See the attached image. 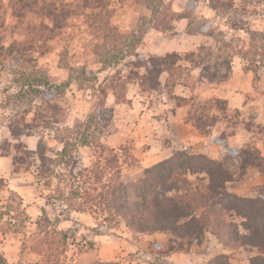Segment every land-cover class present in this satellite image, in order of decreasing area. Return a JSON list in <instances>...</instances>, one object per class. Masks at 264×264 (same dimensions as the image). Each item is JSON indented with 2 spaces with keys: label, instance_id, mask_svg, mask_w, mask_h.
Wrapping results in <instances>:
<instances>
[{
  "label": "rangeland",
  "instance_id": "374dc122",
  "mask_svg": "<svg viewBox=\"0 0 264 264\" xmlns=\"http://www.w3.org/2000/svg\"><path fill=\"white\" fill-rule=\"evenodd\" d=\"M13 1L16 0H0V6L3 7L0 17L6 23L0 30L1 44L6 49L12 44L16 46V50L20 49L12 56L2 51L0 56V216L12 193L22 196L24 204L28 206L32 222L28 224V237L29 233L36 231L35 223L44 202L35 189L33 176L14 174L12 157L4 156L3 153L10 149L5 145L7 140L15 143L10 132L13 119L30 107L28 104L20 106L21 104L16 103L14 98L21 89L26 91L27 88H23V84L29 81V78L47 75L53 89L44 91L51 94L53 104L62 108L59 117L62 123L51 125L50 129H39L38 136L23 137L22 140L29 149L35 150L42 137L45 140L47 154L54 157L62 149L54 139L55 129L81 127L82 131H85L91 127L93 132L96 128V133L100 132L101 142L115 149L122 157V178L127 183L142 179L145 170L148 169L139 167L140 161L132 156L133 149L137 145L168 142L171 134L162 129L165 128V123L161 117L165 115V111L177 107L180 102L170 96L174 92L171 86L173 81H176L175 85L183 84L190 88L194 93L190 98L197 102H200L196 96L199 95L201 88L204 89L208 85L209 90H219L225 96H231L235 91H246L250 100H255V97L264 95V85L261 84L262 77L264 79V0H232V7L226 9L220 8L221 6L215 9L218 5L209 0H164V9L157 15L146 10L141 0H112L105 12V18L111 22L114 36L113 32L112 36L109 32L110 37L106 42L103 36L106 33L96 32L98 25L95 26L91 20L92 15L97 13L100 15L102 12L84 8L86 0H63L64 8L73 11L74 15L55 24L42 16L39 9L27 13L24 18L15 17V11L11 9ZM184 16L189 17V20L179 18ZM43 24L51 31L41 27ZM157 26L160 31L155 29ZM201 26L208 31L204 28L206 31L204 35L198 34L197 40L188 42L189 31L197 30ZM29 30L38 31L39 35L43 36L42 40H33ZM173 50L179 51L178 54L187 60L210 62L202 65L205 68L194 76L192 72L195 66L183 62L178 66L176 78L171 82L170 76L165 73L167 78L162 77L161 87L156 92L141 88L137 73L143 75L144 69H134L130 62L142 63L143 60L157 56L158 53L162 54L158 56H164L166 54L163 53ZM193 52H197V55ZM111 60L112 63L109 62ZM37 72L39 74L36 75ZM205 79L208 82H203ZM196 87L198 89L195 93ZM128 93L140 95L139 103L134 108L130 105ZM41 102L37 100L35 105H40ZM211 102L209 107L215 104ZM163 103L170 107L164 108L161 106ZM260 104L264 105L261 101L255 104L247 102L245 105H249V108L247 111L241 110L243 113L241 117L252 122L251 125L248 123L243 126L253 133H250L251 140H248V143L259 149L264 156V134H259V129L264 131V108ZM214 110L212 112L217 113V109ZM34 114V111L28 113V122H31ZM217 114L221 122L214 129L216 138L211 140L210 144L221 151L229 145L228 140L234 136L230 135L238 118L232 113L218 111ZM239 132L248 131L243 129ZM239 139L237 142L241 145ZM227 153L226 149L219 159ZM77 158L80 169L90 166L94 161L92 149H81L77 153ZM136 167L142 170V174L138 180H133L129 176L130 170ZM259 175H256L258 179H255V176H248L238 181L239 186L237 183L234 185L237 186V194L240 193L238 195L242 197H256L260 186L264 184V176L260 172ZM233 220L238 224L242 223L239 218ZM57 228L58 231L68 232L70 236L67 248L59 250L60 264H94L99 261L141 264L140 260L143 259L141 250L135 247L133 250L125 248L126 243L123 240L127 238L124 234L130 230L123 223L108 230L92 215L72 214L70 220L60 223ZM241 231L243 232L242 229ZM99 234L102 235L98 236ZM27 236L25 238L24 234L0 233V251L9 264H46L44 257L33 253L31 244L23 245L28 241ZM101 236L108 242H102ZM139 236L133 233L131 242L136 241L138 245ZM225 240V237L219 240L209 234L201 250L206 251L212 247L213 262L218 255H227L229 260L224 259V264H227V261L230 264H249L251 257L262 255L256 249L229 248L222 243ZM90 243H94L93 249H90ZM118 243L120 261L112 260L110 253L108 259L99 258L102 245L108 244L112 250H116L115 245ZM168 244L169 241L161 249L157 244H151L148 250L144 249L146 254L144 256L155 251L165 254ZM144 259L150 264H160L162 257L152 255L151 261Z\"/></svg>",
  "mask_w": 264,
  "mask_h": 264
},
{
  "label": "trees",
  "instance_id": "16d2710c",
  "mask_svg": "<svg viewBox=\"0 0 264 264\" xmlns=\"http://www.w3.org/2000/svg\"><path fill=\"white\" fill-rule=\"evenodd\" d=\"M111 1L84 2V8L102 12L100 15L98 13L92 15L91 20L95 26L98 25L96 32L107 34L103 35L105 42L110 37L109 32L110 34L113 32L114 36V28L105 18ZM209 2L218 5L213 6L215 9L219 6L223 9L231 8L233 5L232 0ZM141 3L146 10L156 15L164 9V0H141ZM64 4L63 0H16L13 1L11 9L15 11L17 18H24L27 13L39 9L42 16L55 24L74 15L73 11L64 8ZM70 7L71 5L68 8ZM2 8L1 5L0 11ZM179 18L189 20L186 16ZM1 20L3 19L0 17V30L6 25L5 21ZM41 27L51 31L45 24ZM204 28L201 26L197 30L189 31V34L204 35V32L208 31L206 28L204 31ZM155 29L160 31L158 26ZM29 34L33 36V40L40 41L43 38L35 30H29ZM1 41L0 35V56L2 51L12 56L20 50H16L13 44L6 49ZM193 54L197 55V52ZM183 57L178 53H169L149 57L142 63L131 61L130 65L134 69H144L143 75L137 73L141 88L156 92L161 87L162 75L167 73L171 82L176 78L175 72L181 63L201 67L210 62L209 60L194 62ZM109 62L112 63V60ZM173 82L172 87L176 84V81ZM23 88H27L26 91L21 89L20 93L14 96L15 101L21 104L20 106L28 104L30 107L13 119L10 132L15 143L7 140L5 145L10 149L3 154L12 157L14 174L33 176L35 189L44 203L39 209L40 215L35 223L36 231L29 233L28 237V224L32 223L28 206L24 204L22 196L12 193L13 195L7 199L8 203L2 208L0 233L24 234L25 238L28 237L24 246L31 244L33 253L44 257L46 264H60L59 250L67 248L70 236L68 232L58 231L57 226L70 220L72 214H88L94 216V219L108 230L123 223L137 235L157 233L169 235L168 249L165 253L190 252L194 247H201L207 235L211 234L219 240L225 237L226 240L222 243L229 248L258 250L262 255L251 257L249 264H264V184L260 186L256 197H242L234 191V185L243 180L248 170H258L264 176V156L259 149L252 147L251 143L234 149L226 145L228 153L222 159L177 150L169 159L146 169L142 179L127 183L122 178V157L115 149L101 142L100 132L96 133V128L93 132L91 127L85 131H82L81 127L55 129L54 139L62 149L54 157L47 154L45 140L42 137L35 150L29 149L23 142V137L38 136L39 129H50L51 125L62 123L59 120L62 108L53 104L51 94L46 92L50 88L53 89L47 75L29 78V81L23 84ZM170 96H173L175 101H180L177 107H189L187 122L202 135H211L221 122L218 111L235 114L240 120L233 125L230 136L243 129L252 132L243 127L248 123L251 125L252 122L241 117L243 115L241 110L229 108L223 99L211 100L215 104L209 107L211 101L197 102L195 99H185L173 93ZM37 100L42 101L40 105H35ZM215 108L217 113L212 112ZM33 111L35 114L31 122H28L27 115ZM259 134H264V131L259 129ZM83 148L92 149L94 161L90 166L80 169L77 153ZM236 218L241 219L242 223H236L233 220ZM100 235L102 234L98 236ZM89 247L93 249L94 243H90ZM224 259L229 260L227 255H218L210 264H224ZM0 264H9L2 251ZM94 264L120 263L99 261ZM227 264H230L229 261Z\"/></svg>",
  "mask_w": 264,
  "mask_h": 264
},
{
  "label": "crops",
  "instance_id": "0c3cea01",
  "mask_svg": "<svg viewBox=\"0 0 264 264\" xmlns=\"http://www.w3.org/2000/svg\"><path fill=\"white\" fill-rule=\"evenodd\" d=\"M199 35H190L189 36V41H195L197 40ZM162 38V37H160ZM194 44V43H193ZM173 52H179L177 50L173 51H168L164 54L167 53H173ZM158 55H162L158 53ZM195 70H193L192 74H196L199 70L205 68V67H194ZM244 74V72H243ZM167 75V74H166ZM165 74L162 75L164 77ZM162 77H161V82H162ZM167 78V76H165ZM208 80H203V82ZM203 82L201 81V84L203 85ZM261 84L264 85V79L262 77L261 79ZM262 85V86H263ZM175 87V88H174ZM173 87V94L178 97H182L185 99H191L190 96H192L194 93L190 90V88L184 86L183 84L180 85H175ZM139 89V88H137ZM195 93L197 91V87L195 88ZM202 90L200 91L199 95L196 96V99L201 101V102H207L211 101L214 99V97L223 99L227 102L229 108L233 110H244L247 111L249 108V105L246 106L245 104L248 103H258V101H261L264 104V95L261 94L257 97H255V100H250V96L248 93L245 91H235L233 95L231 96H225L223 92L219 90H209V85L206 88H201ZM208 89V90H206ZM229 93V92H228ZM138 98H140V95H134L133 93H128V99L130 101V105L134 108L137 106L139 103ZM248 98V101H247ZM261 98V99H260ZM255 101V102H254ZM166 103L161 104L163 105L164 108L170 107L169 105H165ZM261 106L264 105L260 104ZM125 107V106H121ZM131 108V109H133ZM172 108V107H171ZM132 111V110H131ZM188 112H189V107L188 106H182V107H176L165 111V115L162 118V121L165 123V128L162 127V129L171 135H169L168 142H163V141H158L157 143H149L145 142V144L148 145H137L135 149H133V157L140 161L139 166L141 169L143 168H150L159 162H162L166 159H169L173 153L177 150H187L189 152H192L193 154H204L209 157L219 159L221 157V154L225 153L226 148L218 149L216 146H212L210 144L211 140L216 138L215 133L205 136L202 135L200 132H198L191 124L187 122V117H188ZM142 118H145V114H143ZM141 125V124H140ZM122 134V132L120 133ZM243 136V138H242ZM124 137V136H123ZM240 138V139H239ZM239 139V142L241 145H238L237 140ZM248 140H251V135L249 132L247 133H240L237 132L233 137H231L228 140L229 146L234 147V148H242L245 145L249 144ZM142 147V148H140ZM115 148V147H114ZM139 167L132 168L130 170V177H132L133 180H138L142 174V170L139 169ZM259 175V172H257L255 169H250L248 170L247 174L245 177L248 176H255V179H258L259 177L256 176ZM260 176V175H259ZM238 185V183H237ZM239 186V185H238ZM234 191L237 193V186L234 188ZM240 194V193H238ZM124 236L128 239L123 240L125 244V248L128 250H133L134 247L137 250H141V255L143 256V259L140 260L141 264H150L149 261H146L144 258L147 260L152 259V255L155 257H162L161 263L160 264H210V261L212 260L214 256V249L212 247L207 248L206 251H202L203 247H195L193 248L190 252H171V253H165V254H159L158 252H150L148 256H144L145 251L144 249L151 247V244H157L161 245L160 249L162 247H165V245L169 241V236L164 233H157L154 235H140L139 236V244L136 245V241L131 242L133 240V233L131 231H127ZM100 240L102 242H108L104 240V237H100ZM104 240V241H103ZM218 244V243H216ZM113 245V244H112ZM117 248L116 250H112L111 247L106 245H102L101 251L99 253V258L102 259H108L109 253L111 254V259L112 260H118L120 261V244L115 245ZM127 246V247H126ZM109 248V251H108ZM152 251V250H151ZM133 264H137L134 262Z\"/></svg>",
  "mask_w": 264,
  "mask_h": 264
}]
</instances>
